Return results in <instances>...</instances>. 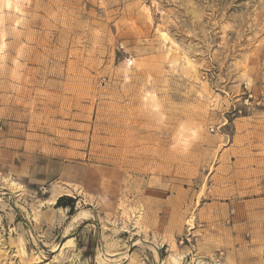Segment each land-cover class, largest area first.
Segmentation results:
<instances>
[{
	"label": "rangeland",
	"instance_id": "rangeland-1",
	"mask_svg": "<svg viewBox=\"0 0 264 264\" xmlns=\"http://www.w3.org/2000/svg\"><path fill=\"white\" fill-rule=\"evenodd\" d=\"M6 1L0 264H264V0Z\"/></svg>",
	"mask_w": 264,
	"mask_h": 264
},
{
	"label": "trees",
	"instance_id": "trees-1",
	"mask_svg": "<svg viewBox=\"0 0 264 264\" xmlns=\"http://www.w3.org/2000/svg\"><path fill=\"white\" fill-rule=\"evenodd\" d=\"M55 208L69 209V215H72L71 211L74 209V200L66 196L59 197L55 203Z\"/></svg>",
	"mask_w": 264,
	"mask_h": 264
},
{
	"label": "bare ground",
	"instance_id": "bare-ground-1",
	"mask_svg": "<svg viewBox=\"0 0 264 264\" xmlns=\"http://www.w3.org/2000/svg\"><path fill=\"white\" fill-rule=\"evenodd\" d=\"M6 1V0H5ZM7 4L10 3V0L6 1ZM13 2H15V4H19L20 0H13ZM6 6V5H5ZM15 8V7H14ZM19 8V7H18ZM58 197L53 198L51 201H49L51 204H54L56 202ZM80 217V214H76L73 218H72V222L76 221L78 218ZM181 257H176V256H171V260L173 264H180L181 261ZM198 264H204L202 260H200L198 262Z\"/></svg>",
	"mask_w": 264,
	"mask_h": 264
}]
</instances>
